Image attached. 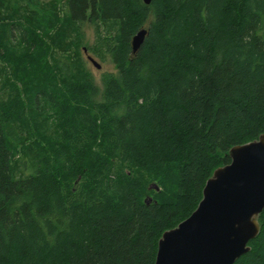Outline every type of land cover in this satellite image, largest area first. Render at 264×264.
<instances>
[{"label":"trees","instance_id":"16d2710c","mask_svg":"<svg viewBox=\"0 0 264 264\" xmlns=\"http://www.w3.org/2000/svg\"><path fill=\"white\" fill-rule=\"evenodd\" d=\"M150 3L0 0V264H155L264 134V0ZM85 24L117 70L101 90ZM257 220L235 264H264Z\"/></svg>","mask_w":264,"mask_h":264},{"label":"water","instance_id":"95a60500","mask_svg":"<svg viewBox=\"0 0 264 264\" xmlns=\"http://www.w3.org/2000/svg\"><path fill=\"white\" fill-rule=\"evenodd\" d=\"M150 2L144 0L146 5ZM146 34L143 28L134 36V53ZM88 59L101 68L92 57ZM228 154L231 162L208 179L197 209L178 227L164 232L155 264H235L248 254L250 241L260 233L257 218L264 212V134Z\"/></svg>","mask_w":264,"mask_h":264},{"label":"rangeland","instance_id":"374dc122","mask_svg":"<svg viewBox=\"0 0 264 264\" xmlns=\"http://www.w3.org/2000/svg\"><path fill=\"white\" fill-rule=\"evenodd\" d=\"M43 2H47L49 0H39ZM94 27L90 24H85L82 28V31L85 34L84 39V46L82 48V57L84 58V61L86 62L87 69L92 73L94 77L95 84L102 89V76L105 73H117V70L115 69V65L112 63V60L108 57L104 61L100 59L99 57L95 56L91 52L87 51V48L92 46L95 42V31ZM86 49V51H85ZM89 57H92L98 64H100L101 68L97 69L92 62L88 59Z\"/></svg>","mask_w":264,"mask_h":264}]
</instances>
